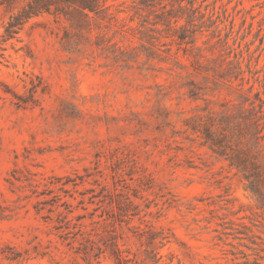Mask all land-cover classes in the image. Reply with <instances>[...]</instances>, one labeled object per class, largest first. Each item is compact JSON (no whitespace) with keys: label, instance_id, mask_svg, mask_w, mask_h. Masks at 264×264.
Wrapping results in <instances>:
<instances>
[{"label":"rangeland","instance_id":"374dc122","mask_svg":"<svg viewBox=\"0 0 264 264\" xmlns=\"http://www.w3.org/2000/svg\"><path fill=\"white\" fill-rule=\"evenodd\" d=\"M192 1L58 2L6 44L0 264H264V186L228 159L264 175V0Z\"/></svg>","mask_w":264,"mask_h":264},{"label":"trees","instance_id":"16d2710c","mask_svg":"<svg viewBox=\"0 0 264 264\" xmlns=\"http://www.w3.org/2000/svg\"><path fill=\"white\" fill-rule=\"evenodd\" d=\"M10 1L11 0H0V5H5L6 3L10 4L11 3ZM186 1L188 2V4H191L193 10H198V8L194 7V3L192 0H186ZM58 2L78 4L77 9L86 14H87L86 12L87 9L91 11H95L97 6V0H28L27 5L21 11L17 13H13L10 16L8 22L4 25V32L0 33V60L2 58H5V51L7 49L6 44L18 37L24 24L29 19L39 15L42 12H51L52 6ZM180 5L183 8V5L182 4ZM183 28L181 34L179 35V38L182 41L185 40L187 37L186 29ZM257 94L259 95L258 99L261 102L259 105L260 106L259 113L261 114L260 117L262 118L264 117V100L261 98L260 93ZM259 119H255L254 121V124H256L255 129L256 131H258L257 133L261 132V130L259 129L260 123H258ZM208 135L213 145L218 143L216 142V138L212 136L211 132H208ZM221 140L222 143H224V140L223 139ZM218 145L222 146L223 144L219 142ZM228 159L230 160L232 166L234 165L242 171L249 172V175H247L246 177L248 179L253 177L252 178L253 181H251V185L253 186V189L254 187L255 189H259L260 187L264 186V175L262 174V165L260 164L256 155L243 150H236L233 152L231 156H228ZM254 191H258V190H254ZM89 241L91 242V240ZM114 251L118 260V264H121L124 261V257L120 254L121 253L120 248L116 246Z\"/></svg>","mask_w":264,"mask_h":264}]
</instances>
